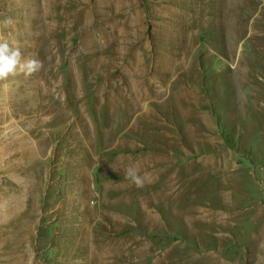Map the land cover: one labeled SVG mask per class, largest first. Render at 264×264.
Here are the masks:
<instances>
[{
  "label": "rangeland",
  "instance_id": "1",
  "mask_svg": "<svg viewBox=\"0 0 264 264\" xmlns=\"http://www.w3.org/2000/svg\"><path fill=\"white\" fill-rule=\"evenodd\" d=\"M0 37L43 62L0 81V264H264V0H0ZM133 148L222 167L141 208L90 182Z\"/></svg>",
  "mask_w": 264,
  "mask_h": 264
},
{
  "label": "crops",
  "instance_id": "2",
  "mask_svg": "<svg viewBox=\"0 0 264 264\" xmlns=\"http://www.w3.org/2000/svg\"><path fill=\"white\" fill-rule=\"evenodd\" d=\"M118 154L124 158V162L122 164H119V159L114 158L115 155L113 157L107 156L103 161V165H107L109 169L113 170V173L110 171L106 174H103V176H99L95 171V169L99 171L98 167L93 168V170L90 172V182L92 183V187H124L129 191L130 189L132 191L138 189L140 191L139 202L141 208H147L149 203L150 205L160 206L161 202L166 200V192L172 188H180L187 179L191 178V176L195 174L197 171V169H195L196 166H201V168L204 170L209 169L214 171L220 169L222 167L223 155V153L213 151L204 156L205 158L200 157V159H181L175 153H166L163 151H154L151 149L146 150L141 148H133L132 150L123 151ZM177 160L183 163L182 168L179 167V169H176L175 162ZM128 167H134L137 170L138 175L144 178V184L142 187H137L126 178L125 173ZM93 171L95 172L93 173ZM116 171H123L122 178L121 176H118L119 178H117L115 175H113ZM131 199V201H134L135 197L133 196ZM227 208L232 209L231 207ZM233 208L236 209L238 207ZM194 213L195 215H198V218H205L211 214L210 210H206L201 207L197 209H191L189 212H185V215H187V218L189 217L190 220ZM254 213L255 217L259 218L260 212L258 208ZM262 215L264 214L262 213ZM144 224L147 225V221ZM261 226H264V221L261 223L260 227ZM130 229H132V226L129 224L127 229H125L127 231H124V233L130 232ZM254 235L255 234L252 235V238ZM187 250L193 251V249ZM164 251L172 256H177L178 254L177 249L173 247L168 249L166 248ZM212 253L214 252L212 251Z\"/></svg>",
  "mask_w": 264,
  "mask_h": 264
},
{
  "label": "clouds",
  "instance_id": "3",
  "mask_svg": "<svg viewBox=\"0 0 264 264\" xmlns=\"http://www.w3.org/2000/svg\"><path fill=\"white\" fill-rule=\"evenodd\" d=\"M3 23L7 27L11 21L5 20ZM42 68V61L30 57L22 58V53L18 47L10 46L7 39L0 37V81H6L10 75L14 76L18 73L31 76ZM4 88L7 90L8 85L5 84ZM125 175L137 187L143 186L144 178L138 175L134 167H128Z\"/></svg>",
  "mask_w": 264,
  "mask_h": 264
},
{
  "label": "bare ground",
  "instance_id": "4",
  "mask_svg": "<svg viewBox=\"0 0 264 264\" xmlns=\"http://www.w3.org/2000/svg\"><path fill=\"white\" fill-rule=\"evenodd\" d=\"M254 241H255L254 246L258 247L259 250H262V248L259 245V242L264 241V226L260 227L259 234L255 236Z\"/></svg>",
  "mask_w": 264,
  "mask_h": 264
}]
</instances>
